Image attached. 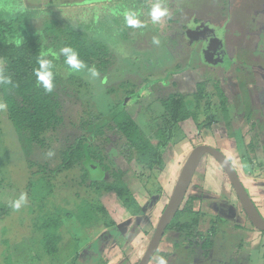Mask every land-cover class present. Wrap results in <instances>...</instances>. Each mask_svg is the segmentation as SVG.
Here are the masks:
<instances>
[{"label":"rangeland","instance_id":"obj_1","mask_svg":"<svg viewBox=\"0 0 264 264\" xmlns=\"http://www.w3.org/2000/svg\"><path fill=\"white\" fill-rule=\"evenodd\" d=\"M22 1L33 16L43 15L50 33L67 26L91 31L94 40L108 49L114 64L95 80L87 72L70 74L59 70L69 84L63 92L70 97L63 105V126L45 134L41 148L25 145L9 120L7 109L0 110V238H7L9 245L25 237L38 255L56 251L57 258L52 256L54 252L50 253L54 262L46 257L52 264L69 261L71 264L73 258L75 261L78 258L76 252L83 254V250L87 257L94 255L88 264H131L134 252L119 249L126 226L130 228L136 224L134 221L138 223L135 216H143L141 220L148 221L145 228L149 231L147 238L142 235L140 238L150 240L192 148L224 137V125L228 132L234 130L232 125L239 126L238 132L243 125L253 131L250 125L254 114L248 117L240 111V105V109L232 112V122L223 124L212 84L219 80L223 90L234 94L236 101V91L242 84L247 89L251 84L250 90L258 87L256 78L262 80L263 72L250 68L255 60L264 57V0H164L170 17L160 24H153L147 15L154 0ZM9 3V0H0V15L14 14L15 3L13 7ZM135 8L142 11L145 27L124 29L123 13ZM251 31L256 32L253 35ZM154 36L160 38L159 46L152 43ZM254 39H258V44H254ZM17 41L15 35L11 42ZM45 43L52 51L64 46L49 33L45 35ZM93 66L99 69L96 62ZM237 76L243 79L239 89L233 82ZM152 81L155 82L138 97L130 99L123 110L148 140L160 145L163 162L160 168L150 170L137 161L134 152L116 146L124 140L115 129L108 130L109 126L113 128L110 120L98 122L97 127L106 126L111 143L105 146V153L111 170L125 173L122 180L129 190L127 196L118 198L104 188L97 191L90 187L89 181L107 182L110 176L88 157L83 161L89 179L86 183H80L78 168L58 170L62 153L76 138H89L84 148L91 143L90 137L98 140L89 130H81L79 118L84 113L91 112L103 119L118 107V101ZM202 81L210 98L202 103L197 119L205 121L208 128L204 127L197 137L189 121L190 135L197 137L192 146L184 131L171 124L162 101L177 91L189 95L195 84ZM0 102L4 103L1 91ZM49 151L54 155L48 156ZM196 175L187 196L197 197L194 202L199 212L196 230L201 239L213 237L212 247L196 248L189 255L182 248L181 235L170 230L165 232L153 259L164 256L167 264H264V235L261 238L243 236L241 207L219 167L207 157ZM20 193L26 194V202L19 211H14L9 201L18 198ZM91 210L99 221L92 233L89 225L82 223L83 216L91 217ZM88 219L92 222V218ZM143 223L140 221V225ZM96 236L99 237L96 239ZM101 237L108 240L103 251L106 241ZM153 259L151 262L156 264Z\"/></svg>","mask_w":264,"mask_h":264},{"label":"trees","instance_id":"obj_2","mask_svg":"<svg viewBox=\"0 0 264 264\" xmlns=\"http://www.w3.org/2000/svg\"><path fill=\"white\" fill-rule=\"evenodd\" d=\"M9 2L11 4L10 7H13L15 0H9ZM15 6L18 11L16 10L11 16L0 15V67H3L4 74L10 76L13 81L12 85H0V91L4 103L7 105L9 120L21 141L27 146L36 145L41 148L44 145L45 134L55 132L63 126V105L65 99L70 97L69 94L63 92L69 84L67 80L61 77L59 72L60 69L67 71L62 58L54 61L56 87L53 92L45 93L36 84V78L33 75V68L36 67V58L41 52L51 50L45 43L46 33L53 35L57 41H62L64 46L73 47L79 53V58L86 65L93 66V63L96 62L100 75L105 74L114 63L111 64L113 61L108 49L94 40L91 31L86 32L85 30L75 29V26L74 28L67 26L64 30L59 29L55 33H50L43 15L40 16L37 13V15L33 16L32 12L24 7L22 0H17ZM135 11L142 12L137 8H135ZM143 17L144 15L140 18L143 19ZM50 29L55 30L52 27ZM124 29L131 28L125 25ZM15 35L18 37V41L13 43L11 39ZM108 58L109 60H107ZM85 72L86 70L81 73ZM212 87L213 96L218 101L217 105L220 115L224 122L228 124L230 120L227 98L222 92L218 81L212 84ZM209 98L210 95L207 93L206 83L202 81L195 84L194 90L189 95L183 91H177L169 94L162 101L165 114L171 124L184 131L192 146L195 145L194 140L199 137L200 131L206 126L208 128L205 121L199 122L197 118L201 114L202 103ZM120 103L121 101H118L116 107ZM108 115L102 119V117H96L95 114L89 112L84 113L79 118L81 130H89L98 137V140L90 137L91 143L84 148V143L89 138L82 136L76 138L74 144L62 153L63 159L58 170H70L71 167H74V169L78 168L81 172L80 183H86L89 179L88 172L83 166V161L88 157L91 161L96 162L104 172H108L110 176V181L97 182L93 180L89 181L88 185L97 191L104 188L105 192L113 193L118 198H122L129 194V190L122 180L125 173L111 170L105 153V146L111 143V139L106 135V129H104L106 126L97 127L98 122L105 123ZM189 121H191L193 128L197 131L196 138L190 135ZM111 123L113 128L109 126L108 130L115 129V133L124 140L122 144L119 145L117 143L116 146L120 147L121 150L134 152L137 161L150 170L162 166L160 145L148 140L125 110L114 116L111 119ZM159 135L160 138L163 136L162 133ZM207 157L219 167L221 174L229 184L231 192L234 193L225 173L210 156L205 155L202 158L197 170ZM197 170L192 181L197 176ZM192 181L191 184L193 183ZM206 182H208V179ZM195 201H197L196 196H187L186 193L183 203L166 229V231L175 230L181 235L182 241L180 243L189 255H193L192 251L196 248L207 250L213 244L212 236H206V238L201 239L196 230L199 212L194 207ZM90 216H83L82 223H86V225H89V230H93L98 226L99 221L92 210ZM243 216L245 217L244 213ZM88 218H92V222ZM260 233L264 235V232ZM71 264H76V261Z\"/></svg>","mask_w":264,"mask_h":264},{"label":"crops","instance_id":"obj_3","mask_svg":"<svg viewBox=\"0 0 264 264\" xmlns=\"http://www.w3.org/2000/svg\"><path fill=\"white\" fill-rule=\"evenodd\" d=\"M262 17L264 19V15H262ZM255 32L256 31H251L253 35L255 34ZM262 35H264V33ZM254 44H258V39H254ZM254 44H252V46ZM250 69L261 70L263 72L262 80L257 79L258 78L257 77L256 82H257L258 87H255V89L250 90L249 88L251 84L248 85V89H247L246 87H243L242 78H239V76L234 78L233 82H234V85H236L237 89H239L240 88L239 85L242 84L240 90H238L239 92L236 91L235 98H238L237 101L233 98L234 94H229L228 91L223 90L222 83L219 80L217 81L220 85L222 92L227 98L228 115H229L230 122H232L231 119H233L231 116L232 112H234V110L236 111L241 108L240 111L246 112L248 114V117L249 115L253 116L254 114V118H252L251 120L252 122L250 125L253 131H249L248 125H245V126L243 125L241 126L240 132H238L236 130H238L237 128H239V126L232 125L234 130L231 132H228L224 125L225 134H226L224 137L220 136V138H216L214 140L210 139L212 140L211 142L205 141L203 144L209 145L211 147H214L220 150L225 155V157L228 160H230V163L234 167L246 192L248 193L249 197L251 198L252 202L258 209L261 216L264 218V57L260 61L259 59L255 60ZM259 95L261 97H259ZM238 105H240V108H238ZM224 123L225 122L223 120V124ZM214 124H212V126H214ZM229 135L231 136L228 137ZM205 188L208 189L209 187L207 186ZM216 192L214 193L216 194ZM141 217L143 216L134 217V219L138 220V223L136 221L134 222L137 225H139V227L136 226L135 228L136 224H133L130 228L126 226V230L124 231L122 235L123 239L120 240L121 242L119 241L120 251L121 249L124 251L128 248L131 250V252H134L131 256L132 257L131 260L129 261L131 264L138 263V261L142 257L146 249V246L149 242L144 239L141 240L140 238V235H142V238L143 237L147 238V235H148L147 231H149V229L147 230L145 228V225L148 224V221L141 220L142 219ZM244 218L245 217H243L244 221L242 223V227H244V230H242L243 236L245 235V237L247 236L253 237L254 235L255 237L258 236L261 238V233L258 232V230H256L255 228H253L249 222H246L248 220ZM140 221L144 222L145 224L143 223L140 225ZM92 232L93 230H90V233ZM98 237L99 236H96V239ZM103 238L101 237V239L105 240L106 243L104 244V247L101 248L102 251L106 248L105 245L108 242L107 238H104V239ZM6 240L8 239L5 237L0 238V256H3V261L0 262V264H47V261L49 263H51L50 261L54 262L53 258L50 257L51 252H54L52 255L54 258L59 257V254L56 251H50V253L45 254V255L44 254L38 255L31 248L30 243H29L30 241H28L25 237H23L22 239L20 238L17 241L10 242L9 245ZM132 247L133 249H131ZM76 256H78V258L76 259V264H88L94 258V255H91V256L88 255L87 257V254L84 252V250H83V254H81V252L79 253L76 252L75 257ZM46 257H49L50 261L46 260ZM155 259L156 257L153 259V261ZM72 260H71L72 261L71 263H74L75 261L74 258ZM101 260L104 261L103 258ZM151 260L149 263L153 264L154 262H151ZM68 263H70V261ZM68 263L63 262L61 264H68Z\"/></svg>","mask_w":264,"mask_h":264},{"label":"water","instance_id":"obj_4","mask_svg":"<svg viewBox=\"0 0 264 264\" xmlns=\"http://www.w3.org/2000/svg\"><path fill=\"white\" fill-rule=\"evenodd\" d=\"M154 82L155 81H152L149 84H146L135 94L127 95L123 101H121L120 105L108 115V118H106L105 122L110 121L114 116L123 111L125 105L130 99L138 97L147 86ZM205 155L210 156L225 173L238 200L241 210L243 211L248 222L256 230L264 232V218L261 216L258 209L246 192L232 164L220 150L206 144H199L194 146L189 152L180 170L168 202L161 212L154 227L153 234L137 264H149L150 260L157 252L166 229L183 203L192 178L199 166L200 161Z\"/></svg>","mask_w":264,"mask_h":264},{"label":"clouds","instance_id":"obj_5","mask_svg":"<svg viewBox=\"0 0 264 264\" xmlns=\"http://www.w3.org/2000/svg\"><path fill=\"white\" fill-rule=\"evenodd\" d=\"M142 12L135 10H128L123 13V19L127 27L133 29H142L145 27V21L140 17ZM153 24H160L164 18L170 17V11L165 6L164 0H154L151 3L147 12ZM154 45L159 46L161 40L159 37L154 36L152 39ZM62 58L63 64L66 66L67 71L71 73L87 72L91 79L99 78L100 72L95 66H89L79 58V53L71 46L60 47L59 51H46L41 52L36 58V67L33 68V75L36 78L37 86L41 87L45 93H52L55 85V64L54 61ZM13 81L10 76L4 74L3 67H0V85H12ZM7 105L0 102V110L6 108ZM48 156L54 155L52 151L47 153ZM26 202V194L20 193L18 198L9 201V206L14 211H19ZM156 264H167L164 256L156 258Z\"/></svg>","mask_w":264,"mask_h":264}]
</instances>
